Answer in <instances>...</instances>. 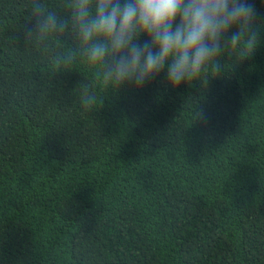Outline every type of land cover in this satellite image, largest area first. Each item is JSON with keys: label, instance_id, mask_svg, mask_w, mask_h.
Wrapping results in <instances>:
<instances>
[{"label": "trees", "instance_id": "trees-1", "mask_svg": "<svg viewBox=\"0 0 264 264\" xmlns=\"http://www.w3.org/2000/svg\"><path fill=\"white\" fill-rule=\"evenodd\" d=\"M32 2L0 0V264H264V0L251 59L140 89L98 84L71 30L27 40Z\"/></svg>", "mask_w": 264, "mask_h": 264}, {"label": "clouds", "instance_id": "clouds-1", "mask_svg": "<svg viewBox=\"0 0 264 264\" xmlns=\"http://www.w3.org/2000/svg\"><path fill=\"white\" fill-rule=\"evenodd\" d=\"M69 7L65 19L43 0H33L35 23L25 38L39 45L71 30L79 55L97 69V83L104 87L140 89L165 72L173 88L207 85L205 74L221 72L226 51L243 62L261 44L255 9L246 0H73ZM141 36L148 37L143 44ZM76 59L72 52L51 57L57 69ZM97 101L94 89L84 86L82 107L92 109Z\"/></svg>", "mask_w": 264, "mask_h": 264}]
</instances>
